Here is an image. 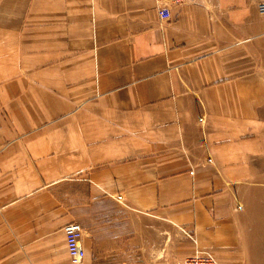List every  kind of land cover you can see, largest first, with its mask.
I'll return each instance as SVG.
<instances>
[{"label": "crops", "instance_id": "0c3cea01", "mask_svg": "<svg viewBox=\"0 0 264 264\" xmlns=\"http://www.w3.org/2000/svg\"><path fill=\"white\" fill-rule=\"evenodd\" d=\"M261 1L0 0V264H71L68 187L264 264ZM85 225L84 264H160Z\"/></svg>", "mask_w": 264, "mask_h": 264}, {"label": "rangeland", "instance_id": "374dc122", "mask_svg": "<svg viewBox=\"0 0 264 264\" xmlns=\"http://www.w3.org/2000/svg\"><path fill=\"white\" fill-rule=\"evenodd\" d=\"M89 192L90 187H68L66 199L70 205L80 206L75 209L76 215L81 216V219L86 222V225L82 222L83 225L89 230L92 228L98 235L113 233L115 242L118 243L134 231L145 230L148 247H157L162 251V255L158 257L160 264H182L185 257L194 254L198 249L203 250L198 247L191 252L190 243L194 240V236L185 227L176 226L151 214L134 211L120 197L112 198L109 201L110 208L106 210L99 209L95 213L87 211L84 206L89 203ZM147 259L153 260L154 256H148Z\"/></svg>", "mask_w": 264, "mask_h": 264}, {"label": "built area", "instance_id": "2783aa9c", "mask_svg": "<svg viewBox=\"0 0 264 264\" xmlns=\"http://www.w3.org/2000/svg\"><path fill=\"white\" fill-rule=\"evenodd\" d=\"M185 0H156L162 18H169L171 5L183 3ZM259 10L264 12V0L259 3ZM66 244L70 251L71 264H84L86 249L82 242L83 226L78 221H71L64 225ZM182 264H222L219 259L209 251L196 250L194 254L184 258Z\"/></svg>", "mask_w": 264, "mask_h": 264}]
</instances>
